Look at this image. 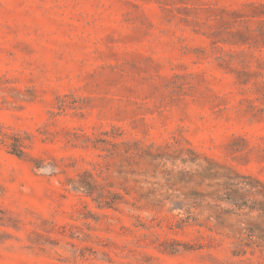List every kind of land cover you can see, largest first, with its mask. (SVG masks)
Masks as SVG:
<instances>
[{
  "label": "rangeland",
  "instance_id": "1",
  "mask_svg": "<svg viewBox=\"0 0 264 264\" xmlns=\"http://www.w3.org/2000/svg\"><path fill=\"white\" fill-rule=\"evenodd\" d=\"M105 131L184 150L111 160L156 206L77 186ZM263 201L264 0H0V264H264Z\"/></svg>",
  "mask_w": 264,
  "mask_h": 264
},
{
  "label": "trees",
  "instance_id": "2",
  "mask_svg": "<svg viewBox=\"0 0 264 264\" xmlns=\"http://www.w3.org/2000/svg\"><path fill=\"white\" fill-rule=\"evenodd\" d=\"M105 137L96 138L92 140L93 146L101 143L103 146L101 150L104 152L101 157L103 158L102 162H98V176L101 180H98L93 173L89 170H84L78 180L77 186L81 188L86 195H88L91 200L96 204L98 208H112L116 209V205L121 202L130 203L135 207H142L143 205L138 204L137 202L143 199L146 202V205L150 204L156 206L162 199H159L155 195L154 189H147L146 191H141L140 188L134 186L129 187L125 185V182L128 181V178L122 177V181L118 183L119 188L123 191L111 190L108 187H113L114 182L109 181L107 172L109 171L110 166L112 165L111 160H118L120 165L127 164L129 166H135L142 163L144 160L156 161L159 159H181L179 154L184 151L182 148L175 146L172 143H165L163 146H155L153 143L148 145L144 144L140 140H115L116 133L115 131L103 132ZM14 154H21V150L12 151ZM208 169L202 168L201 170H195L191 172L190 170L179 169L174 172V170H168V173H174L176 181H192L193 177L203 176ZM132 172V171H131ZM215 175V174H213ZM137 179H134V182H137ZM131 190L136 192V195L132 196L134 201H130L126 198V195L131 194ZM172 198V195L167 194L163 199ZM174 204L178 206L179 209H182L180 201H174ZM258 210H264V201L261 203V207H257ZM185 216L177 219L175 225L181 226L185 223L187 224H196L200 227L204 226V223L198 221L195 215H192L190 211H184ZM208 219V217L206 218ZM209 230L216 232L217 234H222L220 231H216L213 227L208 226ZM212 239H215L214 236H211ZM245 253L244 249L241 247H236L232 249V254L238 255Z\"/></svg>",
  "mask_w": 264,
  "mask_h": 264
}]
</instances>
